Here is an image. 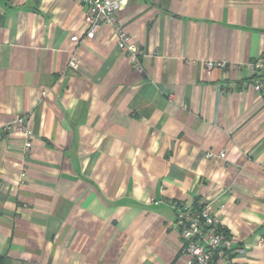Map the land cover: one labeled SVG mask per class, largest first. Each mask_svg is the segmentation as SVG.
Here are the masks:
<instances>
[{
  "label": "crops",
  "instance_id": "0c3cea01",
  "mask_svg": "<svg viewBox=\"0 0 264 264\" xmlns=\"http://www.w3.org/2000/svg\"><path fill=\"white\" fill-rule=\"evenodd\" d=\"M83 11L0 0L6 263L189 264L177 200L208 204L234 240L213 264H264V91L253 88L264 71L249 66L264 55V0H127L119 20L142 72L107 26L67 67ZM19 114L28 154L24 136L3 131Z\"/></svg>",
  "mask_w": 264,
  "mask_h": 264
},
{
  "label": "built area",
  "instance_id": "2783aa9c",
  "mask_svg": "<svg viewBox=\"0 0 264 264\" xmlns=\"http://www.w3.org/2000/svg\"><path fill=\"white\" fill-rule=\"evenodd\" d=\"M84 7L83 23L84 29L81 34L71 36L72 50L68 59L67 67L78 69L80 59L78 48L83 39H92L102 29L107 26L113 30L118 47L128 54L129 60L138 70L143 71L139 56L143 53L138 44L133 41L132 36L119 20V12L127 0H77ZM208 68L219 66L225 68L228 65L239 66L236 63L228 64L224 61L206 62ZM249 66L255 72L264 71V55ZM256 91H264V79L253 84ZM45 94V92H43ZM3 131L7 134H19L24 136V150L28 154L32 148V130L29 127L27 116L16 115L12 120L6 122ZM213 153L209 151L206 156L211 157ZM226 153L221 151L219 156L224 158ZM26 172L23 169L19 176V182L25 178ZM176 210V224L180 229L182 242V253L190 257L189 264H213L216 255L229 257L234 249V240L221 228V219L214 213L210 206L202 205L194 207L177 200L172 202Z\"/></svg>",
  "mask_w": 264,
  "mask_h": 264
},
{
  "label": "trees",
  "instance_id": "16d2710c",
  "mask_svg": "<svg viewBox=\"0 0 264 264\" xmlns=\"http://www.w3.org/2000/svg\"><path fill=\"white\" fill-rule=\"evenodd\" d=\"M6 254L0 253V264H7L6 263ZM18 264H38V263H27V262H21Z\"/></svg>",
  "mask_w": 264,
  "mask_h": 264
}]
</instances>
